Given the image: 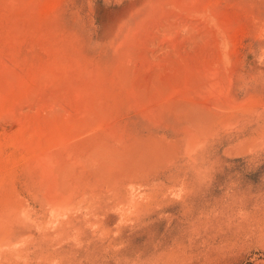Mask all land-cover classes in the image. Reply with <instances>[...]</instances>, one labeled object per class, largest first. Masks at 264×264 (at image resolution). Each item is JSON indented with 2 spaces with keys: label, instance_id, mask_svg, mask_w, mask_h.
<instances>
[{
  "label": "rangeland",
  "instance_id": "obj_1",
  "mask_svg": "<svg viewBox=\"0 0 264 264\" xmlns=\"http://www.w3.org/2000/svg\"><path fill=\"white\" fill-rule=\"evenodd\" d=\"M0 264H264V0H0Z\"/></svg>",
  "mask_w": 264,
  "mask_h": 264
}]
</instances>
